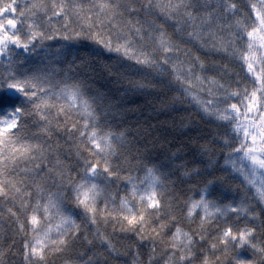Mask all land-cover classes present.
Listing matches in <instances>:
<instances>
[{"label":"snow or ice","instance_id":"obj_1","mask_svg":"<svg viewBox=\"0 0 264 264\" xmlns=\"http://www.w3.org/2000/svg\"><path fill=\"white\" fill-rule=\"evenodd\" d=\"M9 254L264 264V0H0Z\"/></svg>","mask_w":264,"mask_h":264},{"label":"trees","instance_id":"obj_2","mask_svg":"<svg viewBox=\"0 0 264 264\" xmlns=\"http://www.w3.org/2000/svg\"><path fill=\"white\" fill-rule=\"evenodd\" d=\"M101 83H103V81H101ZM144 98H137V97H129L130 103L133 105H140L141 107H143L145 110L144 111H140L139 114L141 117H145L148 119V121L151 123L153 119H155L157 121V123L160 125V128L158 130L163 131L164 129H166L168 127L166 121L171 119V116L173 114H183L185 111L188 112H193V109L191 107H188L187 104L184 105H180L178 107V111L176 113H172V114H161V115H156L155 113L152 114H148L146 111V105L142 104V100ZM139 111V109H138ZM193 115L195 116V112H193ZM136 116L135 114L130 115L129 117H127V119L131 120V119H135ZM8 261L9 264H11V262L15 259V257H13L11 254H9L8 256Z\"/></svg>","mask_w":264,"mask_h":264}]
</instances>
